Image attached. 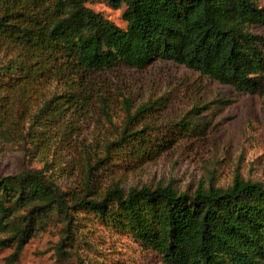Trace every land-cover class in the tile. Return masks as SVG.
<instances>
[{
    "label": "trees",
    "instance_id": "obj_1",
    "mask_svg": "<svg viewBox=\"0 0 264 264\" xmlns=\"http://www.w3.org/2000/svg\"><path fill=\"white\" fill-rule=\"evenodd\" d=\"M106 1L124 8V28L88 8L87 0H0V138L22 136L25 121L14 106L41 90L33 122L45 115L56 124L71 112L82 117L97 102L105 112L106 100L89 77L118 66L170 61L239 94H264V33L255 32L264 31L263 0ZM147 109L142 105L129 116L100 152L85 148L80 185L59 187L45 174L47 164L0 175V250H12L8 264L51 221L62 223L60 254L66 242L73 252L90 249L86 234L99 225L163 264H264L260 183L235 176L225 188L200 182L191 193L170 183L127 191L103 186L115 169L153 161L199 132L198 109L162 132L131 128ZM64 126L65 135L76 129ZM81 260L89 264L86 255Z\"/></svg>",
    "mask_w": 264,
    "mask_h": 264
},
{
    "label": "rangeland",
    "instance_id": "obj_2",
    "mask_svg": "<svg viewBox=\"0 0 264 264\" xmlns=\"http://www.w3.org/2000/svg\"><path fill=\"white\" fill-rule=\"evenodd\" d=\"M86 6L114 25L125 27L123 7H114L106 0H87ZM255 32L264 33L259 29ZM89 80L106 100L105 112L97 102L95 111L82 117L71 112L57 118L56 124L46 120L45 115L33 122L44 90L26 97L21 106H14L25 123L22 136L0 138V175L41 170L47 164L45 174L53 175L59 187L80 185L87 157L85 148L92 146L100 152L127 118L148 104L149 109L132 120L131 128L146 125L154 132H162L198 109L195 117L200 123L199 132L193 138L179 140L153 161L115 169L106 177L104 187L117 184L127 191L170 183L178 192L191 193L200 182L208 185L213 181L225 188L235 176L264 186V94H239L228 85L161 60L143 69L118 66L93 74ZM60 125H65L64 131L68 127L76 129L65 135ZM44 127L50 129L44 131ZM91 229L86 234L90 249L79 247L73 252L66 242L62 250L65 253L60 254L56 245L62 237V223L51 221L24 246L14 264H85L83 254L89 264H163L156 254L124 236L109 233L99 225ZM11 252L0 250V264H8Z\"/></svg>",
    "mask_w": 264,
    "mask_h": 264
}]
</instances>
